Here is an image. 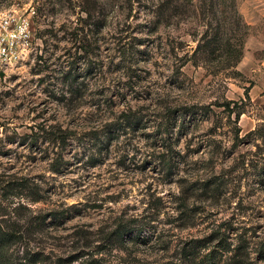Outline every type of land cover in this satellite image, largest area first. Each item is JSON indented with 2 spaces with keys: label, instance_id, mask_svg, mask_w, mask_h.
Masks as SVG:
<instances>
[{
  "label": "rangeland",
  "instance_id": "obj_1",
  "mask_svg": "<svg viewBox=\"0 0 264 264\" xmlns=\"http://www.w3.org/2000/svg\"><path fill=\"white\" fill-rule=\"evenodd\" d=\"M89 1L0 0L34 9L40 38L0 74V197L44 221L13 252L40 251L38 264H264V0H235L243 56L217 72L192 57L201 0L164 17L158 0H98L92 19ZM225 2L219 16L233 14Z\"/></svg>",
  "mask_w": 264,
  "mask_h": 264
},
{
  "label": "trees",
  "instance_id": "obj_2",
  "mask_svg": "<svg viewBox=\"0 0 264 264\" xmlns=\"http://www.w3.org/2000/svg\"><path fill=\"white\" fill-rule=\"evenodd\" d=\"M97 1H89L87 5H83V11L86 12L87 17L92 19L97 15ZM179 0H158L155 2L157 10L161 16L164 17V11L167 8L173 6L179 8L180 4H177ZM230 5L233 9V14L219 16L221 5L226 4L225 0H201V9L203 13V19L209 17L204 23L205 30L198 39V43L193 51L192 57L195 60L198 58L206 59L208 67L213 65L214 72L221 70V68H234L241 60L244 51V33L236 37L235 26L232 20V16L237 19L236 23L241 26L240 14L237 9L236 1L230 0ZM161 20H158L160 22ZM215 23V24H214ZM83 31L85 39L84 28ZM197 62V61H196ZM240 116V112H238ZM11 193H12V187ZM14 193V192H13ZM6 198L0 197V264H38V261L42 259L40 257V251H30L28 246L24 248L23 254L15 255L14 248H20L21 243L26 239L27 234H33L35 230L33 224L41 225L44 221L38 219L36 222L31 217H20L16 214V211L23 205L19 202L16 205H11L5 202ZM40 198H33L34 201H38ZM11 208V210H9ZM8 209V210H7ZM121 234V233H120ZM199 247V246H198ZM196 248V249H195ZM195 249V250H194ZM14 251V252H13ZM191 251L194 252V256L198 255L197 246L192 247ZM238 253L231 257L236 260ZM262 258L264 259V250ZM72 260H75L72 259ZM70 260V261H72ZM96 261V260H95ZM92 260L90 264H100ZM60 264V263H59ZM187 264V263H181ZM210 264H215L211 262Z\"/></svg>",
  "mask_w": 264,
  "mask_h": 264
},
{
  "label": "built area",
  "instance_id": "obj_3",
  "mask_svg": "<svg viewBox=\"0 0 264 264\" xmlns=\"http://www.w3.org/2000/svg\"><path fill=\"white\" fill-rule=\"evenodd\" d=\"M34 13V9L26 13L0 11V72L29 60L37 50L40 38L33 28Z\"/></svg>",
  "mask_w": 264,
  "mask_h": 264
},
{
  "label": "water",
  "instance_id": "obj_4",
  "mask_svg": "<svg viewBox=\"0 0 264 264\" xmlns=\"http://www.w3.org/2000/svg\"><path fill=\"white\" fill-rule=\"evenodd\" d=\"M0 74L3 75V72H1Z\"/></svg>",
  "mask_w": 264,
  "mask_h": 264
}]
</instances>
